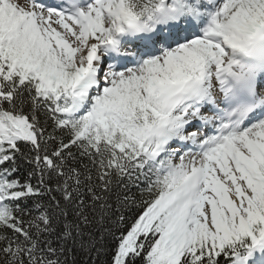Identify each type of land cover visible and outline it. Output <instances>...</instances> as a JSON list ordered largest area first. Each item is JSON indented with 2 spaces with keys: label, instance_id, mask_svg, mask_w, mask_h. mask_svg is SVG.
Returning <instances> with one entry per match:
<instances>
[{
  "label": "snow or ice",
  "instance_id": "obj_1",
  "mask_svg": "<svg viewBox=\"0 0 264 264\" xmlns=\"http://www.w3.org/2000/svg\"><path fill=\"white\" fill-rule=\"evenodd\" d=\"M0 264H264V0H0Z\"/></svg>",
  "mask_w": 264,
  "mask_h": 264
}]
</instances>
